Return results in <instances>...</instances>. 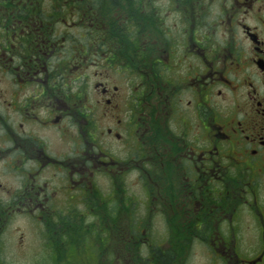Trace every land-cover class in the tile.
I'll return each mask as SVG.
<instances>
[{
	"label": "flooded vegetation",
	"instance_id": "1",
	"mask_svg": "<svg viewBox=\"0 0 264 264\" xmlns=\"http://www.w3.org/2000/svg\"><path fill=\"white\" fill-rule=\"evenodd\" d=\"M264 264V0H0V264Z\"/></svg>",
	"mask_w": 264,
	"mask_h": 264
},
{
	"label": "rangeland",
	"instance_id": "2",
	"mask_svg": "<svg viewBox=\"0 0 264 264\" xmlns=\"http://www.w3.org/2000/svg\"><path fill=\"white\" fill-rule=\"evenodd\" d=\"M7 239L10 240L8 243V248L6 249L9 261L7 264H33L30 260L24 258L21 253L18 244L16 242V233L10 230L7 233Z\"/></svg>",
	"mask_w": 264,
	"mask_h": 264
}]
</instances>
